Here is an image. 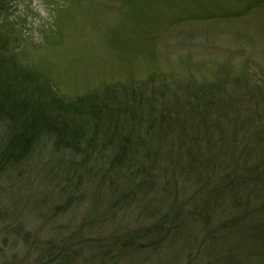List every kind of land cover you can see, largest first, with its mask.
I'll use <instances>...</instances> for the list:
<instances>
[{"label": "rangeland", "instance_id": "374dc122", "mask_svg": "<svg viewBox=\"0 0 264 264\" xmlns=\"http://www.w3.org/2000/svg\"><path fill=\"white\" fill-rule=\"evenodd\" d=\"M1 57L9 73L31 77L15 100L40 96L53 108L48 124L79 137L44 132L8 160L0 122V264H264V191L254 182L264 145L251 148L256 122L231 133L237 119L264 113V0H5ZM218 83L223 98L254 103L225 105L222 128L192 127L183 104L199 101L180 86ZM145 88L167 91L153 112ZM143 138L148 157L126 144ZM230 152L262 169L227 187ZM77 156L100 162L74 170ZM130 163L145 166L131 169L127 188ZM138 180L149 189H134Z\"/></svg>", "mask_w": 264, "mask_h": 264}, {"label": "trees", "instance_id": "16d2710c", "mask_svg": "<svg viewBox=\"0 0 264 264\" xmlns=\"http://www.w3.org/2000/svg\"><path fill=\"white\" fill-rule=\"evenodd\" d=\"M2 2H5V0H0V5ZM13 54V53H12ZM14 55H16L14 53ZM12 55V56H14ZM13 58V57H12ZM14 59V58H13ZM0 117L4 116L3 118H0V122L4 121L5 126H7L9 128V132L10 135L8 134V138H6V141H8V145H4L5 144V139H4V144H2V146H4V148H7V152H8V160H18V159H22L25 155L28 149H31L32 146L31 144L34 143V141L39 140L40 138L43 137L44 132H46L47 134H45L47 137V135L49 134L51 135H55L57 132V136L59 137V141H61L62 143H64L66 140H71L74 141L76 138L79 137V135L77 133H74L72 131H70L69 129H65V127H63L62 125L60 127L63 128V130L58 131L57 129H59V126L57 125V123L52 124V122L50 124H48L49 121H47L45 119V115L44 113L47 111V109H52V107H48L47 105L44 104V102L41 100L40 96L38 97L37 95H34L32 99L34 102L36 101L38 104H34V103H30L27 100L24 101H18L15 100L16 97L14 94L18 93L19 90H25L30 92L29 88H25L28 87L27 85L30 84V82H28V80L31 79V77L29 78L27 75H25L24 73L19 74L18 76L13 75L11 73H9L5 66H6V62L4 61V59L1 57L0 58ZM35 79V78H34ZM36 80V79H35ZM41 80V79H40ZM38 85V81L36 83L35 86L32 85V87H37ZM23 86H25L23 88ZM141 88V86H139ZM144 88V87H143ZM147 89V88H145ZM181 89H186L187 93H191L192 97H194V99L196 101H199V103H191L188 101L187 104H183V110L184 108L187 107V113L186 115L188 117H190V124L193 127L195 123H199L201 125L205 124L206 126H213L214 124H217V127H223L222 122L220 121V119L223 120L224 117L228 116L227 112H229V115L231 114V112L229 111L231 109V107H226L223 108L225 105L232 103L233 105H236V109H240V108H246L251 106L254 103L255 99L249 98V99H243V97L237 96V98L232 99V100H228L227 98H223L225 97L226 93L224 91V85L223 84H213L210 86H205V85H200L199 86H194V88L192 90L190 89V85L189 86H180L179 88ZM148 90V89H147ZM150 93H148L147 95L145 93H143V95H145L144 97V105L146 106V108H151V111L153 112V102L155 104V101L157 100V98L161 95L164 96L165 92L167 91H161L158 94L151 92L150 90H148ZM183 91V90H182ZM15 92V93H14ZM33 91H31L32 93ZM35 93V92H33ZM155 94V95H154ZM251 96V95H249ZM235 97V96H234ZM240 97V99H239ZM18 101V102H17ZM182 105V103H181ZM32 107H38V113L33 112L35 111L36 108H34V110H31ZM59 110V109H58ZM210 110V112L208 111ZM37 111V110H36ZM162 111L166 112L165 109L162 108ZM200 111L201 114L197 115L195 114V112ZM208 111V112H207ZM173 112V110H172ZM171 112V113H172ZM136 114V113H135ZM95 118V115H92ZM264 116V113L259 117H255L252 118L250 116L248 117H243L240 119H237L236 122H238L237 125H235L234 129L232 130V135L238 133L239 131L243 130L245 128L246 125H249V127H253L254 123H257V128L255 131H252L250 129L246 130V132L252 136V138H257L256 142L258 145L256 144H250L252 150L257 151V148H259L261 145H264V134L261 132V128L264 124V119L261 120ZM189 121V120H188ZM220 121V122H219ZM10 123H12V126L10 125ZM165 123V122H164ZM137 124V122L135 123V125ZM182 124V123H180ZM185 125V124H183ZM222 125V126H221ZM187 126H188V122H187ZM14 127H17V130L14 131ZM158 127V126H157ZM106 126H102V129L105 130ZM48 130H50L48 132ZM60 132V133H59ZM203 133V132H202ZM224 132H222V137ZM228 135V134H227ZM12 136V139H11ZM204 136V134H203ZM131 138V137H130ZM57 139V140H58ZM156 140V139H155ZM88 142V140H84L81 139L79 142L80 144L83 142ZM148 142L150 143L149 140H146L145 138L143 139H138L137 142H132L131 140H128V142L126 144H131L132 146V150H134V148H142L143 150L140 152L141 156L144 157H148L149 153H151V150H149V147L146 148L145 145H148ZM72 145L76 146L75 142H72ZM77 151V150H75ZM230 159L231 161H233V163L235 164V170H233L232 172V176H233V180L230 182V180L227 181V178H223L222 183L225 184L227 187H230L234 181V185H235V180L241 182L242 179H244L246 176L248 177L249 175H253L254 177L260 172V169L262 168H256V169H252L249 168L247 165L249 163H247L245 160L249 159L251 160V163L249 164V166L254 165V161L256 162V158L255 156H236L235 152H230ZM138 155V154H137ZM134 152V156H137ZM227 156V157H228ZM6 157V156H5ZM5 157L3 159H5ZM81 158L80 160H78L79 162L76 164H73L72 167L75 170H78L77 168H84L85 166H87V162L85 159H94L93 156H77V158ZM243 158V159H242ZM264 159V157H261ZM194 159V157L192 158ZM96 160L97 163L100 162V160H98L97 158L94 159V161ZM244 163H243V162ZM133 163V161H132ZM132 163L130 164H126L123 168L125 169V173H126V182H130L129 180L136 175V172L138 170H140L142 168V166H145V164L143 163H139L138 165V170L136 169V164L134 163L132 168L133 172H130L131 169H129L132 165ZM243 164V165H241ZM227 165L225 164V167ZM94 167L97 168V165H95ZM232 169V168H231ZM234 169V168H233ZM97 171V170H96ZM99 171V170H98ZM238 173V174H237ZM226 174V170L223 173V176H225ZM263 175V179L262 181H259L258 179L254 182H257L258 187L264 191V188H262L263 184H264V172H262ZM99 176L100 175L99 173ZM245 176V177H244ZM249 176V177H250ZM104 177V176H103ZM249 177L247 178V180L249 181ZM136 180V179H135ZM135 180L133 181V183L135 182ZM112 181L110 180V183ZM132 182L127 183V188H131L130 184H133ZM247 184V182H246ZM110 186V184L108 185ZM135 187L140 189V190H148V182H145L143 180H138L137 184ZM113 193V191H111ZM114 194V193H113ZM128 191L125 189V191H123L120 195V200L124 201H129L132 200L128 198ZM248 205L244 206V209L248 211L247 208ZM247 214H244V219L247 218L248 216H246ZM264 244V239L261 242V245Z\"/></svg>", "mask_w": 264, "mask_h": 264}]
</instances>
